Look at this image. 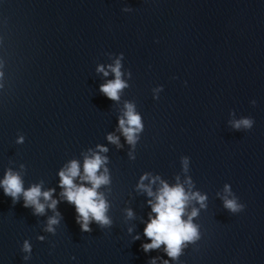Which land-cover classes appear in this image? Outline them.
<instances>
[{
	"label": "water",
	"instance_id": "water-1",
	"mask_svg": "<svg viewBox=\"0 0 264 264\" xmlns=\"http://www.w3.org/2000/svg\"><path fill=\"white\" fill-rule=\"evenodd\" d=\"M117 60L127 86L111 100L100 86ZM126 103L143 125L134 144ZM94 154L111 224L84 232L59 173L76 161L74 183L91 187ZM8 170L54 191L36 215L0 186V264H264V0H0V181ZM161 181L206 197L186 205L198 238L176 258L142 248Z\"/></svg>",
	"mask_w": 264,
	"mask_h": 264
},
{
	"label": "clouds",
	"instance_id": "clouds-1",
	"mask_svg": "<svg viewBox=\"0 0 264 264\" xmlns=\"http://www.w3.org/2000/svg\"><path fill=\"white\" fill-rule=\"evenodd\" d=\"M112 72L115 73V80L109 81L106 84L100 86V91L111 100H119V92L127 85L121 79L120 62L116 61L115 67H112ZM103 71V69H98ZM105 75L107 73L105 72ZM255 104V101H253ZM126 112L124 116L126 119L121 118L119 120V128L129 144H134L136 140V133L142 130L143 125L141 123V117L138 115L134 106L131 103L125 104ZM254 121L252 119H242L236 121L233 125L235 129H240L241 126L247 129H251ZM127 125V126H126ZM21 137L20 141L22 142ZM108 140L112 143L118 144V138L109 135ZM100 151H107L106 148L101 147ZM106 158L98 154H94L92 158H85L83 164L84 175L80 177L83 181L91 183V187H85L83 184L76 185L74 178L80 175V168L76 161H72L70 166L62 170L60 175V185L64 189L62 195L70 204L75 205V211L77 213L76 223L80 225L81 230L84 232H90L89 224L94 220L101 226H107L111 224V221L106 215L107 204L102 195L98 193L97 189L104 184H107L108 176L105 174L97 175L102 164ZM185 167L187 166V158H184ZM106 171V170H105ZM142 177L141 179H146ZM162 187L158 193L155 194V203L149 201L152 212L155 213V217L150 216V222L144 228V235L151 240V243L143 244L142 248L145 252L152 249H157L161 245H165V251L167 255L172 258H176L181 252V246L186 241H193L198 238L197 228L192 224L191 217L187 221L182 219L185 214V208L190 199H195L201 203L206 199L205 196L199 193H192L191 196L185 192L184 187L177 184L170 187L164 181H161ZM0 186L4 189V194L10 196L13 203H16L20 196H23L24 207H34V214H43L45 205L40 203V198L43 197L45 201L50 200L53 190L41 191L39 185H35L25 190L23 187V180L17 173L8 170L5 173V177L0 181ZM139 187L144 188L149 196H153V192L150 187L141 183ZM225 190H228V186H225ZM56 200H52L48 206L55 209ZM225 208L236 212L242 206L238 205L234 199H226L224 201ZM128 215L131 217L132 212L129 210ZM197 211L193 209L191 216H196ZM59 221L53 217L48 221V230L52 231V225L57 224ZM136 239H139L137 236ZM23 250L25 252H31V247L27 241L24 242ZM29 259V257H24ZM154 264V261H153Z\"/></svg>",
	"mask_w": 264,
	"mask_h": 264
}]
</instances>
